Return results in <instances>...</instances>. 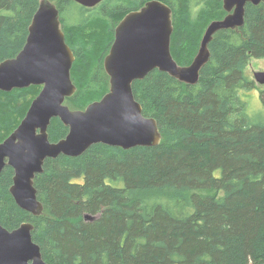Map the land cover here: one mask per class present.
Listing matches in <instances>:
<instances>
[{
	"label": "trees",
	"instance_id": "16d2710c",
	"mask_svg": "<svg viewBox=\"0 0 264 264\" xmlns=\"http://www.w3.org/2000/svg\"><path fill=\"white\" fill-rule=\"evenodd\" d=\"M74 54L75 92L83 109L109 88L103 67L114 27L147 0H102L85 7L50 0ZM172 10L170 51L180 65L196 54L204 26L226 12L222 0H161ZM39 0H0V61L23 47ZM203 24V26H200ZM195 84L154 69L134 80L145 116L161 140L128 149L95 143L78 156L47 158L34 177L40 215L21 209L9 192L13 168L0 173V224H33L32 240L49 264H264V87L261 108L245 68L264 60V0L247 3L238 29L217 31ZM41 86L0 90V142L20 123ZM68 128H47L58 141ZM95 218L88 220L84 215Z\"/></svg>",
	"mask_w": 264,
	"mask_h": 264
},
{
	"label": "water",
	"instance_id": "95a60500",
	"mask_svg": "<svg viewBox=\"0 0 264 264\" xmlns=\"http://www.w3.org/2000/svg\"><path fill=\"white\" fill-rule=\"evenodd\" d=\"M74 1L93 7L102 0ZM261 1L222 0L226 14L210 21L187 65L178 64L170 51V6L161 0L145 1L125 13L115 26L112 44L103 59L108 91L83 109H71L65 99L76 90L70 75L75 57L65 41L58 8L50 0H39L22 49L14 57L0 61V90L41 86L18 126L0 142V173L6 165L13 168L9 192L15 203L33 215L42 213L34 177L42 172L47 158L78 156L95 143L124 149L157 145L161 140L157 122L143 115L133 95V81L158 69L181 82L195 84L209 60V43L214 34L241 27L246 4ZM254 80L264 84V71L254 72ZM54 117L68 128L58 141H50L47 133ZM84 217L95 218L89 214ZM32 230L29 221L11 230L0 224V264H49L32 240Z\"/></svg>",
	"mask_w": 264,
	"mask_h": 264
},
{
	"label": "rangeland",
	"instance_id": "374dc122",
	"mask_svg": "<svg viewBox=\"0 0 264 264\" xmlns=\"http://www.w3.org/2000/svg\"><path fill=\"white\" fill-rule=\"evenodd\" d=\"M208 24H206V26H204V31H205V29H206ZM200 26H203V24H200ZM204 31H203V33H204ZM245 71H246V74H247L248 78L253 80L255 86L257 87L255 91L251 92L248 95V102H249L248 110H249V112L256 111V110H259L261 108V105H260L259 100H258V96H257L258 93L257 92H258L259 89H262L264 87V84H259V83H257L254 80V72H256V71H264V60L263 59H257V58L249 59L248 64H247V66L245 68Z\"/></svg>",
	"mask_w": 264,
	"mask_h": 264
},
{
	"label": "flooded vegetation",
	"instance_id": "af4514ba",
	"mask_svg": "<svg viewBox=\"0 0 264 264\" xmlns=\"http://www.w3.org/2000/svg\"><path fill=\"white\" fill-rule=\"evenodd\" d=\"M116 25H117V24H116ZM116 25H115V26H116ZM114 29H115V27H114ZM113 38H114V36H113ZM112 41H113V40H112ZM111 44H112V43H111ZM110 46H111V45H110ZM109 48H110V47H109ZM108 51H109V49H108ZM107 53H108V52H107ZM107 53H106V54H107ZM106 54H105V55H106ZM105 55H104V57H105ZM103 59H104V58H103ZM102 63H103V61H102Z\"/></svg>",
	"mask_w": 264,
	"mask_h": 264
}]
</instances>
